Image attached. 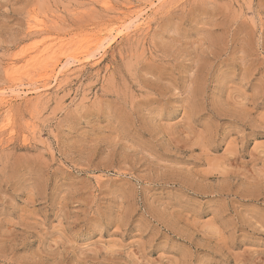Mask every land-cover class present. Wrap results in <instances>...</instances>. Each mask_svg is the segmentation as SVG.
Returning <instances> with one entry per match:
<instances>
[{"label": "rangeland", "instance_id": "374dc122", "mask_svg": "<svg viewBox=\"0 0 264 264\" xmlns=\"http://www.w3.org/2000/svg\"><path fill=\"white\" fill-rule=\"evenodd\" d=\"M0 100V264H264V0H0Z\"/></svg>", "mask_w": 264, "mask_h": 264}, {"label": "bare ground", "instance_id": "6f19581e", "mask_svg": "<svg viewBox=\"0 0 264 264\" xmlns=\"http://www.w3.org/2000/svg\"><path fill=\"white\" fill-rule=\"evenodd\" d=\"M158 2H159V1H158ZM106 4H108V2H107ZM108 5H109V4H108ZM105 6H106V5H105ZM106 7H107V6H106ZM108 7H109V6H108ZM109 9H110V8H109ZM137 16H138V15H137ZM137 16H136V17H137ZM33 17H34V16H33ZM31 19H32V18H31ZM31 19H29V20H31ZM32 20H33V19H32ZM136 20H137V19H136ZM32 23H33V22H32ZM38 23H39V22H38ZM29 25H30V23H29ZM34 25H35V24H34ZM38 26H39V25H38ZM44 26H45V25H44ZM32 27H33V26H32ZM40 27H41V26H40ZM38 29H40V28H38ZM41 29H43V28H41ZM108 32H109V31H108ZM110 33H111V32H110ZM100 38H101V37H100ZM101 41H102V40H101ZM50 47H51V46H50ZM50 49H51V48H50ZM54 56H55V55H54ZM81 56H82V55H81ZM48 57H49V56H48ZM68 58H69V59H67V60H68V62H67L68 65L71 64V63H70V62H71L70 60L78 59V58L73 57V56H71V57L68 56ZM85 58H86V57H85ZM69 61H70V62H69ZM48 63H49V62H48ZM48 63H47V64H48ZM58 63H59V62H58ZM49 64H50V63H49ZM67 64H66V65H67ZM44 65H45V64H44ZM50 65H51V64H50ZM63 65H64V64H63ZM68 65H67V66H68ZM47 66H48V65H47ZM50 67H51V66H50ZM55 67H56V66H55ZM51 68H52V67H51ZM43 70H44V69H43ZM51 70H52V69H51ZM62 70H64V68H63ZM62 70H60L59 72H58V71L56 72V68L53 69V73H55V74L57 75V78H56L57 81L59 80V77H61V76L63 75V71H62ZM64 71H65V70H64ZM51 72H52V71H51ZM61 78H62V77H61ZM45 87H46V86H45ZM10 95H12V94H10ZM14 96H15V95H14ZM19 96H20V95H19ZM1 97H2V96H1ZM20 97H21V96H20ZM10 98H11V97H10ZM12 98H13V97H12ZM15 98H16V97H15ZM2 99H3L4 101H5V100H6V101L10 100V99H9V96H6V95H5V98L3 97ZM0 101H1V100H0ZM10 101H11V100H10ZM5 105H6V102H5ZM8 105H9V104H8ZM9 113H10V112H9ZM4 127H5V126H4ZM4 127H3V128H4ZM3 128H1V129H3ZM4 129H5V128H4ZM1 132H2V131H1ZM2 135H3V134H2Z\"/></svg>", "mask_w": 264, "mask_h": 264}]
</instances>
